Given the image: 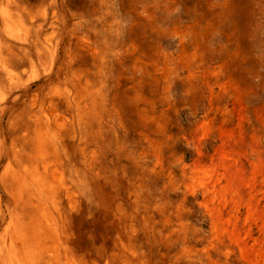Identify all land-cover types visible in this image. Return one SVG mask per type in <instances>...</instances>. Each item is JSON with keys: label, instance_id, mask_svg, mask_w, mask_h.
<instances>
[{"label": "rangeland", "instance_id": "rangeland-1", "mask_svg": "<svg viewBox=\"0 0 264 264\" xmlns=\"http://www.w3.org/2000/svg\"><path fill=\"white\" fill-rule=\"evenodd\" d=\"M0 264H264V0H0Z\"/></svg>", "mask_w": 264, "mask_h": 264}]
</instances>
